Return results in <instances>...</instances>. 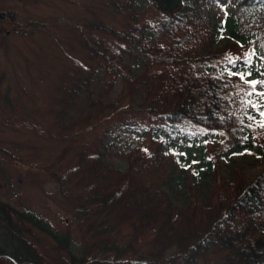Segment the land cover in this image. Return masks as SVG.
I'll return each mask as SVG.
<instances>
[{
    "label": "trees",
    "instance_id": "trees-1",
    "mask_svg": "<svg viewBox=\"0 0 264 264\" xmlns=\"http://www.w3.org/2000/svg\"><path fill=\"white\" fill-rule=\"evenodd\" d=\"M102 3L109 14L75 18L23 15L0 0L2 43L15 46L43 90L32 117L11 82L3 89L5 65L0 128L61 149L55 160L36 161L0 136V264H52L42 233L67 264H264V165L250 176L236 161L205 190L187 177L180 198L179 170L165 152L184 135L203 141L249 127L264 137L262 124L243 119L258 88L234 73L236 45H220L229 29L264 50V0ZM143 4L154 18L141 19ZM219 4L235 7L222 16ZM151 130L161 135L152 150L121 143ZM261 152L264 164V145ZM32 174L57 177L75 204L59 235L43 214L9 197Z\"/></svg>",
    "mask_w": 264,
    "mask_h": 264
},
{
    "label": "rangeland",
    "instance_id": "rangeland-1",
    "mask_svg": "<svg viewBox=\"0 0 264 264\" xmlns=\"http://www.w3.org/2000/svg\"><path fill=\"white\" fill-rule=\"evenodd\" d=\"M103 0H3V8L16 9L23 15L32 16H55V17H92L94 14H109L111 8L106 7ZM110 2V1H109ZM111 3V2H110ZM233 4H219L215 12L222 16H229L234 10ZM104 9V10H103ZM103 10V11H102ZM141 19L154 18L155 12L148 10L147 5L141 7ZM255 35L254 37H256ZM114 41L113 38H110ZM4 36L0 34V72L6 65L8 76L3 82L5 89L9 82L12 88L17 91L22 99L24 108L28 114L35 117L34 102L38 99V94L42 93V87L34 81L30 74L25 60L17 54L14 45L3 44ZM236 47L232 53L237 56L236 66L232 69L235 74L243 77L247 81H252L258 88L257 94L247 100L243 119L246 124L264 123V89L263 81V55L264 50L260 42L251 43L249 38H240L231 33L228 29L220 39V45L228 42ZM123 46V45H122ZM7 49L10 52H7ZM137 53V51H135ZM137 69L143 68L142 59L139 57L134 62ZM11 75V76H10ZM120 91V87L118 92ZM117 95V94H116ZM1 107V104H0ZM4 112L0 108V114ZM37 118H41L36 115ZM0 136L13 143L14 146L23 149L30 155L32 160H44L51 158L55 160L61 153V149L49 144H38L23 132H17L0 128ZM161 135L151 130L146 136L127 133L121 138V143L126 149L137 146H144L152 150L154 148V138ZM2 137V138H3ZM235 141L229 150L222 151L224 145ZM264 137L259 136L258 130L249 127H242L237 133L229 134L225 131L208 133L205 140L198 138L191 139L184 135L182 139L173 138L165 146V152L172 157L177 165L180 179L178 182V197L182 198L188 194L184 186L185 179L192 177V185L205 190L206 184L211 181L216 184L221 179V174H226L235 162L243 163L250 176H254L263 167L262 147ZM219 151L222 152L221 155ZM219 159V170L215 165V158ZM217 170V171H216ZM22 192V194H19ZM11 201L20 208L29 207L35 209L39 214H43L50 222L52 230L58 235L66 222L74 216L75 204L68 194L62 192L60 182L57 177L49 175L41 176L32 174L30 178L23 179L16 185L15 192L10 194ZM42 249L52 264H67L66 253L57 248V242L53 236L42 233ZM81 240V237H77Z\"/></svg>",
    "mask_w": 264,
    "mask_h": 264
},
{
    "label": "snow or ice",
    "instance_id": "snow-or-ice-1",
    "mask_svg": "<svg viewBox=\"0 0 264 264\" xmlns=\"http://www.w3.org/2000/svg\"><path fill=\"white\" fill-rule=\"evenodd\" d=\"M241 78H243V77H241ZM253 86H255V85H253ZM261 126L264 127V124H262Z\"/></svg>",
    "mask_w": 264,
    "mask_h": 264
}]
</instances>
